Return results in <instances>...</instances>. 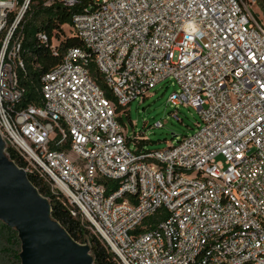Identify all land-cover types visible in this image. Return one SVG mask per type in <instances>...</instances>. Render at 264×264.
Wrapping results in <instances>:
<instances>
[{
    "label": "built area",
    "instance_id": "2783aa9c",
    "mask_svg": "<svg viewBox=\"0 0 264 264\" xmlns=\"http://www.w3.org/2000/svg\"><path fill=\"white\" fill-rule=\"evenodd\" d=\"M31 1L0 0L7 149L54 182L121 264H264V25L254 13L264 0H89L74 30L116 102L93 80L92 55L73 48L43 78V105L19 109ZM167 80L178 87L169 102L197 110L199 129L134 151L117 108ZM157 213L158 226L140 230Z\"/></svg>",
    "mask_w": 264,
    "mask_h": 264
},
{
    "label": "trees",
    "instance_id": "16d2710c",
    "mask_svg": "<svg viewBox=\"0 0 264 264\" xmlns=\"http://www.w3.org/2000/svg\"><path fill=\"white\" fill-rule=\"evenodd\" d=\"M89 3V0H82L76 8L70 9L59 0L31 1L30 10L22 26V58L26 71L19 73V86L24 90L22 101L18 105L19 109L43 105V78L62 63L68 50L81 48L92 55L83 40L76 34L73 26L74 15L84 12ZM39 33L47 34L48 44L39 41ZM89 72L93 80L106 92L107 98L116 102L95 64L93 55ZM117 110L119 113L122 111L120 108ZM133 141L137 146H141L138 139ZM7 153L19 167L26 168L29 165L25 156L16 149L9 147ZM32 170L28 173V177L40 193L50 201L53 218L60 222L77 242L90 246L94 264H121L105 241L97 233L91 232L90 228L93 229L91 224L85 220L79 209L69 203L58 189L53 190L54 182L39 168ZM73 213L76 215L74 216ZM160 219L161 213H157L145 222L140 230L157 227ZM20 253L21 241L17 232L0 221V256L6 257L9 264H21Z\"/></svg>",
    "mask_w": 264,
    "mask_h": 264
},
{
    "label": "water",
    "instance_id": "95a60500",
    "mask_svg": "<svg viewBox=\"0 0 264 264\" xmlns=\"http://www.w3.org/2000/svg\"><path fill=\"white\" fill-rule=\"evenodd\" d=\"M6 151L0 133V221L19 236L21 264H94L90 246L53 218L48 198Z\"/></svg>",
    "mask_w": 264,
    "mask_h": 264
},
{
    "label": "rangeland",
    "instance_id": "374dc122",
    "mask_svg": "<svg viewBox=\"0 0 264 264\" xmlns=\"http://www.w3.org/2000/svg\"><path fill=\"white\" fill-rule=\"evenodd\" d=\"M254 13L264 25V14L257 8H254ZM177 91L178 87L174 82L167 80L157 85L145 100L139 97L119 113L118 121L127 127L128 137L133 139L137 136L141 144L139 147L136 142H131L132 150L163 151L199 129L200 116L197 110L183 105L175 106L169 102L170 96ZM158 122L163 124V128L153 127ZM28 164L32 169L38 168L29 161ZM52 188L57 190L56 185ZM62 194L67 198L63 192ZM90 230L95 234L93 229ZM0 264H9V260L0 256Z\"/></svg>",
    "mask_w": 264,
    "mask_h": 264
}]
</instances>
